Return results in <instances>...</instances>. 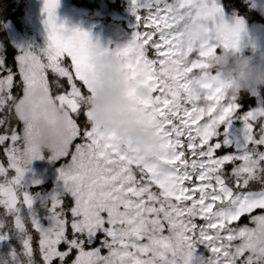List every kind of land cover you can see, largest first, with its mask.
I'll list each match as a JSON object with an SVG mask.
<instances>
[{
    "label": "snow or ice",
    "instance_id": "obj_1",
    "mask_svg": "<svg viewBox=\"0 0 264 264\" xmlns=\"http://www.w3.org/2000/svg\"><path fill=\"white\" fill-rule=\"evenodd\" d=\"M56 7L45 0L50 42L42 54L0 58V206L21 231L19 209L32 199L17 186L43 158L37 122L58 110L67 123L50 159L62 162L58 178L70 199L53 198L50 227L33 221L38 246L25 239L19 264H192L197 244L212 253L206 264H264V108L239 114L208 63L216 49L236 48L242 22L226 24L216 0H131L132 38L108 50L57 25ZM102 55L122 59L133 110L156 124L155 153L91 125L87 101ZM233 118L243 121L244 144L224 153L217 129Z\"/></svg>",
    "mask_w": 264,
    "mask_h": 264
},
{
    "label": "rangeland",
    "instance_id": "obj_2",
    "mask_svg": "<svg viewBox=\"0 0 264 264\" xmlns=\"http://www.w3.org/2000/svg\"><path fill=\"white\" fill-rule=\"evenodd\" d=\"M112 1L121 3L123 9L121 11L114 9L110 13L107 11V0H57L55 22L57 25H63L68 30L78 29L87 32L91 42L101 49L115 50L117 47L123 46L131 40L137 20L136 15L131 11V0ZM248 1L250 2L251 9L264 17V0ZM216 2L219 5L218 0ZM23 3L25 9L20 22V29L18 31H15L12 27H7L6 29L8 42L15 53V59L25 52H31L36 55L42 54L50 42L48 39V14L45 11V0H23ZM110 4H113V2H110ZM221 12L223 14V21L226 24L234 25L237 23V20L227 16L222 9ZM141 13V16L144 17L147 15V10H140L139 14ZM209 23L211 24L212 22L210 21ZM139 30L143 32L147 30V26H142ZM222 50V48H218L216 52ZM227 52L229 55H240L247 58L248 63L256 70L260 81L259 88H264L263 29L247 26L242 22L238 32L236 48L228 49ZM149 55L151 57V53ZM196 55V53L190 54V58H195ZM156 94L153 93V95ZM239 122L237 131L226 135L224 142L227 148L234 147L232 153L237 152L244 144H241L239 141L240 139L244 140L243 121L239 120ZM227 131H230L229 126L227 127ZM237 138L239 139L238 141L232 140ZM41 153L42 159H35L27 166L28 170L17 186V190L22 195L27 193L30 196L29 187L49 185L47 190L39 193L37 196L34 195L36 196L34 199L31 198L32 202L40 206V211L33 214L36 216L35 222L40 228L44 229L50 227L52 224L51 205L53 198L62 199L63 197H70L64 188L63 182L58 178V169L62 167V162L51 160L50 156L52 152L49 150L42 149ZM2 181L3 177H0V182ZM45 208L46 210H44ZM29 210L31 212L32 207H29ZM250 227H255V225L252 224ZM17 234L21 235L22 231L18 229ZM104 254H107L106 250ZM211 255V251L204 244H197L192 264H206Z\"/></svg>",
    "mask_w": 264,
    "mask_h": 264
},
{
    "label": "clouds",
    "instance_id": "obj_3",
    "mask_svg": "<svg viewBox=\"0 0 264 264\" xmlns=\"http://www.w3.org/2000/svg\"><path fill=\"white\" fill-rule=\"evenodd\" d=\"M208 63L209 71L227 84L226 90L230 95L240 92L252 95L258 93L260 81L247 58L229 55L227 50L223 49L210 57ZM96 66L95 94L87 101L91 125L130 141L131 146L142 154L158 151L161 139L156 134L155 122H147L133 110L136 106L129 96L130 81L126 79L122 59L114 55H102L97 59ZM142 79V74H138L137 83ZM39 96L37 93L36 98L39 99ZM40 111L52 113L50 106L42 105ZM37 126L41 150L53 152L58 147V141L67 137L66 118L58 110L51 121L42 118L37 122Z\"/></svg>",
    "mask_w": 264,
    "mask_h": 264
},
{
    "label": "trees",
    "instance_id": "obj_4",
    "mask_svg": "<svg viewBox=\"0 0 264 264\" xmlns=\"http://www.w3.org/2000/svg\"><path fill=\"white\" fill-rule=\"evenodd\" d=\"M110 2H113V4H110ZM218 2L222 11L227 16L240 20L247 26H260L264 30V17L251 9L248 0H218ZM107 8V11L111 13L114 9L121 11L123 5L118 1L107 0ZM24 9L23 0H0V58L15 60V53L9 45L6 29L7 27H12L15 31L20 29V22L23 17ZM140 15H142V13ZM13 91L14 94L22 95V91L17 92L16 89ZM235 99L236 103L239 105V114L257 108H264V88H259L258 93L255 95L249 94L248 92H240L235 95ZM239 120L241 119L233 118L230 121L221 124L217 129L215 140L221 145V149L224 153H232L233 151L234 147L227 148L224 145V142L226 135L237 131V125L240 123ZM258 124L259 121L254 122V132L259 131ZM14 126L17 127L18 130H22V124L20 122H14ZM228 126L230 128L229 132L227 131ZM0 134H3L2 129H0ZM232 140L238 141L239 139ZM239 141L241 144L244 143L243 139H240ZM0 164L7 167V154L4 152V146L2 145H0ZM48 188V184L38 187H29L31 198L34 199L39 193ZM69 199L70 198L68 197H63L61 200L66 203ZM31 207V212L26 205H21L19 209V216L24 223L22 234L19 235L17 234L18 229L15 226V216L7 213L6 210L0 206V235L5 237L0 240V264H13V261H15V264H19L24 251L25 239L34 240V247L38 246L39 233L35 231L33 226V221H36V216L33 214L40 211V206L32 202ZM44 210H46V208ZM253 214L259 215L261 214V210L255 211ZM240 223L242 225L246 224L249 227L252 226V223L247 219H242Z\"/></svg>",
    "mask_w": 264,
    "mask_h": 264
}]
</instances>
